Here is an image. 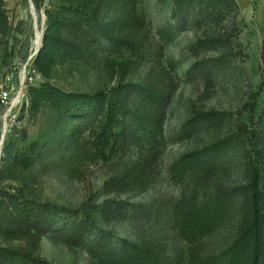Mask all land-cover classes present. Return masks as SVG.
<instances>
[{
	"label": "rangeland",
	"instance_id": "obj_1",
	"mask_svg": "<svg viewBox=\"0 0 264 264\" xmlns=\"http://www.w3.org/2000/svg\"><path fill=\"white\" fill-rule=\"evenodd\" d=\"M236 1L239 12L220 23L193 13L192 21L182 24L174 16V0H138V23L130 30L143 41L147 55L138 60L121 56L99 36L85 57L58 63L50 81L67 92L93 94L129 86L138 102L143 100L139 88L154 85L165 97L160 110L165 137L153 158L135 144L103 158L92 142L87 116L50 106L36 115L28 112L29 86L46 80L30 77L44 44L47 10L59 8L62 0H5L10 29L0 35V171L10 139L22 147L33 145L34 161L12 177L0 175V192L79 210L91 223L85 241L73 237L80 214H64L43 234L0 236V246L23 249L49 264H132L128 257L117 263L96 259L90 244L104 236L118 251L141 245L154 257L188 264L234 241L248 182L240 127H249L253 116L264 118V0ZM101 14L104 22L126 20L113 0ZM232 50L237 55L229 54ZM199 61H208L204 73L195 69ZM211 112H220L224 121L206 116ZM196 116L208 121L190 131L188 122ZM218 139L230 140L232 147L216 173L197 177L174 172L182 156ZM212 198L232 200L230 210L214 231L193 235L188 214ZM107 202L113 205L103 214Z\"/></svg>",
	"mask_w": 264,
	"mask_h": 264
},
{
	"label": "trees",
	"instance_id": "obj_2",
	"mask_svg": "<svg viewBox=\"0 0 264 264\" xmlns=\"http://www.w3.org/2000/svg\"><path fill=\"white\" fill-rule=\"evenodd\" d=\"M111 0H62L59 8L47 10L48 26L44 34V44L39 50L34 66L46 79L40 85H30L28 90L31 115L39 113L44 106L57 112L81 113L89 118L91 136L97 152L107 158L125 144H135L145 156H155L165 137L164 115L160 111L164 95L154 85H143L139 91L142 101L135 102L129 86H117L111 90L96 93L67 92L51 83L58 63L69 58H83L91 43L100 36L111 49L138 60L147 53L143 41L131 33L137 25L135 6L138 0H113L120 3L122 17L104 22L102 10ZM236 0H174V16L182 24L191 18L201 16L209 22L220 23L238 13ZM198 18V17H195ZM121 22V26L118 23ZM9 18L5 0H0V35L9 33ZM231 55H237L233 50ZM224 55H228L225 53ZM228 58L230 57L227 56ZM208 61H199L195 69L204 73ZM258 108V107H257ZM251 111L256 112L255 104ZM217 122H223L220 112H211ZM208 120L199 116L189 120L188 128L196 129ZM264 118L253 116L249 127L241 129L246 149L243 151L248 182L243 187L245 194L242 205V224L234 241L224 250L211 255H201L188 264H264ZM24 131L23 133H25ZM26 135V134H24ZM25 139V136H23ZM23 140V139H22ZM69 143L74 140L69 139ZM230 141V140H229ZM229 141L215 140L214 143L189 152L174 165V172L180 176L214 174L224 163L229 149ZM231 146V147H230ZM32 146L22 147L19 140L10 139L6 145V156L0 175L12 177L19 168H29L33 163ZM232 200L212 198L201 205H195L188 214V226L193 235H206L214 231L231 208ZM113 202H107L102 213L107 214ZM64 214L78 215L79 210H71L36 198L21 197L6 191L0 192V236L5 239H18L27 233H45ZM80 219L74 224L73 237L85 241L86 227L91 219ZM91 254L99 261L118 262L128 257L132 264H176L173 259L159 258L150 254L141 245H128L118 251L104 236L90 244ZM0 264H49L48 260L23 249L0 246Z\"/></svg>",
	"mask_w": 264,
	"mask_h": 264
},
{
	"label": "built area",
	"instance_id": "obj_3",
	"mask_svg": "<svg viewBox=\"0 0 264 264\" xmlns=\"http://www.w3.org/2000/svg\"><path fill=\"white\" fill-rule=\"evenodd\" d=\"M40 76H41V74H40V73L38 72V70L34 67L30 79H31L32 81H34L35 78L40 77Z\"/></svg>",
	"mask_w": 264,
	"mask_h": 264
}]
</instances>
